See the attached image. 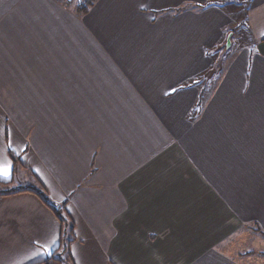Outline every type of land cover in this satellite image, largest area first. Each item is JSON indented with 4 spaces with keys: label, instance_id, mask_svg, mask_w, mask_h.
Instances as JSON below:
<instances>
[{
    "label": "crops",
    "instance_id": "0c3cea01",
    "mask_svg": "<svg viewBox=\"0 0 264 264\" xmlns=\"http://www.w3.org/2000/svg\"><path fill=\"white\" fill-rule=\"evenodd\" d=\"M69 10L0 0V264L58 248L38 189L74 264H242L219 245L264 230V0Z\"/></svg>",
    "mask_w": 264,
    "mask_h": 264
},
{
    "label": "rangeland",
    "instance_id": "374dc122",
    "mask_svg": "<svg viewBox=\"0 0 264 264\" xmlns=\"http://www.w3.org/2000/svg\"><path fill=\"white\" fill-rule=\"evenodd\" d=\"M62 5L64 4V8L73 9L76 7L79 0H58ZM73 7V8H72ZM225 6V8H230L229 11L233 10L236 15H238L241 19L242 6ZM69 10V11H70ZM74 12V11H73ZM237 22H235L236 24ZM243 33V40L247 38V33H244L245 26L238 25L236 27ZM242 40V41H243ZM231 42V41H230ZM226 46V42H225ZM227 49L231 47L226 46ZM236 48L232 49V52L235 51ZM217 77H211L210 79L202 82V92L203 96H206L211 89L213 88ZM197 103H195L194 108L192 109V113L196 111ZM233 228L227 230V234L223 236V241L220 243L219 248L226 252L232 254L235 258L239 260L242 264H264V230L261 226L255 221L251 219L248 222H237L233 220ZM263 231V232H262Z\"/></svg>",
    "mask_w": 264,
    "mask_h": 264
},
{
    "label": "trees",
    "instance_id": "16d2710c",
    "mask_svg": "<svg viewBox=\"0 0 264 264\" xmlns=\"http://www.w3.org/2000/svg\"><path fill=\"white\" fill-rule=\"evenodd\" d=\"M94 1L95 0H79L75 7V11L77 14L86 12ZM12 159L13 162L16 163V159ZM33 191L53 211L61 224V239L59 246L49 257L43 261L42 264H74L69 252V244L73 241V223L65 212V204H53L48 202L46 194L42 189ZM7 193L9 192L6 191L3 194Z\"/></svg>",
    "mask_w": 264,
    "mask_h": 264
},
{
    "label": "water",
    "instance_id": "95a60500",
    "mask_svg": "<svg viewBox=\"0 0 264 264\" xmlns=\"http://www.w3.org/2000/svg\"><path fill=\"white\" fill-rule=\"evenodd\" d=\"M230 33L228 34V36H227V40H226V46H229V44H230Z\"/></svg>",
    "mask_w": 264,
    "mask_h": 264
},
{
    "label": "snow or ice",
    "instance_id": "6c2138e0",
    "mask_svg": "<svg viewBox=\"0 0 264 264\" xmlns=\"http://www.w3.org/2000/svg\"><path fill=\"white\" fill-rule=\"evenodd\" d=\"M4 175H5V176H7V175H8V173L5 171V172H4Z\"/></svg>",
    "mask_w": 264,
    "mask_h": 264
}]
</instances>
